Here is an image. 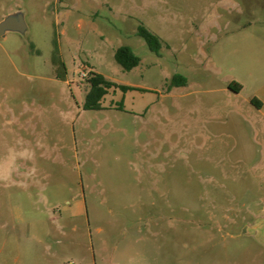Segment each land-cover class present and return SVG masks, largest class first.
I'll list each match as a JSON object with an SVG mask.
<instances>
[{
	"label": "rangeland",
	"instance_id": "rangeland-1",
	"mask_svg": "<svg viewBox=\"0 0 264 264\" xmlns=\"http://www.w3.org/2000/svg\"><path fill=\"white\" fill-rule=\"evenodd\" d=\"M19 11L27 32L0 36V264H264V0H0V21ZM93 73L131 90L84 110Z\"/></svg>",
	"mask_w": 264,
	"mask_h": 264
},
{
	"label": "trees",
	"instance_id": "trees-1",
	"mask_svg": "<svg viewBox=\"0 0 264 264\" xmlns=\"http://www.w3.org/2000/svg\"><path fill=\"white\" fill-rule=\"evenodd\" d=\"M137 35L141 37L148 45L149 49L154 53H159L162 48V41L160 37L150 32L145 26L139 25L137 29ZM116 62L123 68L124 71H131L137 67L141 58L134 52V50L127 45L120 46L115 52ZM53 64L57 67L59 78H64L65 65L60 61L57 55H54ZM187 78L181 74H175L172 77V87H181L187 85ZM90 89L86 94L83 104L84 110H102L101 101L107 94V91L112 87L121 89L123 92L131 90V87L125 85H117L116 83L107 80L100 74L93 73L89 79ZM229 88L236 93L242 90V86L239 83L232 82ZM251 103L257 108L260 107V103H257L256 99H252Z\"/></svg>",
	"mask_w": 264,
	"mask_h": 264
},
{
	"label": "water",
	"instance_id": "water-1",
	"mask_svg": "<svg viewBox=\"0 0 264 264\" xmlns=\"http://www.w3.org/2000/svg\"><path fill=\"white\" fill-rule=\"evenodd\" d=\"M27 29L28 25L25 14L21 11L9 14L6 18L0 21V36H5L8 32L25 34ZM259 227L260 226L254 227V229H258ZM261 238L264 240V234Z\"/></svg>",
	"mask_w": 264,
	"mask_h": 264
},
{
	"label": "crops",
	"instance_id": "crops-1",
	"mask_svg": "<svg viewBox=\"0 0 264 264\" xmlns=\"http://www.w3.org/2000/svg\"><path fill=\"white\" fill-rule=\"evenodd\" d=\"M220 16H214L212 18V20L209 22V25H214L217 20L219 19ZM201 26H203V24H201ZM204 27V26H203ZM203 27H202V30H203ZM204 31V30H203ZM206 32L208 33V35L210 34L209 33V30H206ZM230 89V88H229ZM228 89V90H229ZM241 92V91H240ZM239 92V93H240ZM238 94V93H237ZM252 99H256L257 100V103H260V107L257 108L256 106H254L252 103H251V100ZM252 99L249 100L250 104L255 108V112L253 111V109H250L249 111L251 112V115L253 116V119L257 122V124H260L261 125V130L264 132V86L261 87L260 91L256 94V96H254ZM253 112L255 114H253Z\"/></svg>",
	"mask_w": 264,
	"mask_h": 264
}]
</instances>
